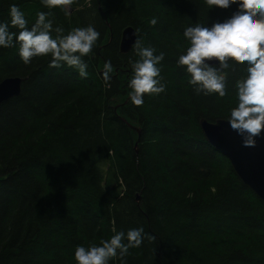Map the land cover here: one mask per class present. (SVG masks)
I'll return each instance as SVG.
<instances>
[{
  "label": "trees",
  "instance_id": "trees-1",
  "mask_svg": "<svg viewBox=\"0 0 264 264\" xmlns=\"http://www.w3.org/2000/svg\"><path fill=\"white\" fill-rule=\"evenodd\" d=\"M11 4L28 27L44 11L53 29L92 25L100 37L84 57V77L66 65L49 67L50 56L24 64L18 45L0 47V82L24 79L21 95L0 106V264H76L77 245L131 228H143L144 238L125 264H264V202L200 126L226 119L243 67L228 70L229 91L219 97L197 94L176 64L188 47L186 26H211L237 6L70 0L49 9L41 0H0V22H9ZM128 26L142 46L164 53L165 91L145 94L138 106L128 81L139 57L133 47L120 52Z\"/></svg>",
  "mask_w": 264,
  "mask_h": 264
},
{
  "label": "clouds",
  "instance_id": "clouds-1",
  "mask_svg": "<svg viewBox=\"0 0 264 264\" xmlns=\"http://www.w3.org/2000/svg\"><path fill=\"white\" fill-rule=\"evenodd\" d=\"M41 3L52 9L70 0H41ZM206 4L209 9L237 7L231 15L211 26L198 22L186 26L183 37L188 47L178 56L176 64L189 74V83L197 94L219 97L229 91L228 70H235L237 65L243 67V73L234 83L235 104L226 120L243 138L244 145H254L264 132V0H206ZM8 13L9 22H0V47L18 45V55L24 64H29L33 57L50 56L49 67L66 65L76 69L81 77L87 75L84 57L100 37L92 25L76 27L65 34L60 27L53 29V22L48 19L50 12H38L31 27L16 4L9 6ZM150 24L156 25L157 18H152ZM10 27L17 31L11 32ZM133 51L139 59L131 62L128 87L131 103L138 106L143 104L145 94L158 95L165 91L160 74L164 53L155 54L154 48L142 46L140 40L135 41ZM111 71L112 64L106 61L102 72L105 83ZM143 238V228H131L127 232L113 229V235L99 244L77 245L74 259L76 264H110L119 257L120 264H125L129 249L139 247Z\"/></svg>",
  "mask_w": 264,
  "mask_h": 264
},
{
  "label": "water",
  "instance_id": "water-1",
  "mask_svg": "<svg viewBox=\"0 0 264 264\" xmlns=\"http://www.w3.org/2000/svg\"><path fill=\"white\" fill-rule=\"evenodd\" d=\"M136 40L135 29L132 26L124 28L120 52L129 53ZM23 81L21 77H9L0 82V106L21 95ZM200 126L207 141L229 159L241 181L264 202V132L256 138L254 145L246 146L243 138L231 129L226 119L215 122L201 119ZM134 129L140 133L139 129ZM139 200L138 195L137 201Z\"/></svg>",
  "mask_w": 264,
  "mask_h": 264
}]
</instances>
